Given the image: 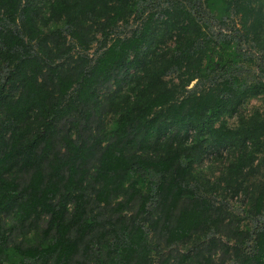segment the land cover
<instances>
[{"label": "trees", "instance_id": "trees-1", "mask_svg": "<svg viewBox=\"0 0 264 264\" xmlns=\"http://www.w3.org/2000/svg\"><path fill=\"white\" fill-rule=\"evenodd\" d=\"M134 2L0 0V264H264V113L223 119L264 94V69L214 75L233 63L216 45L241 35L264 66V0H222L239 28L216 58L191 0L145 6L117 34ZM221 149L232 158L199 182ZM219 187L245 191L251 227Z\"/></svg>", "mask_w": 264, "mask_h": 264}, {"label": "rangeland", "instance_id": "rangeland-1", "mask_svg": "<svg viewBox=\"0 0 264 264\" xmlns=\"http://www.w3.org/2000/svg\"><path fill=\"white\" fill-rule=\"evenodd\" d=\"M134 1V11L128 24H119L118 28L115 30L117 34H129L130 30L134 28L138 24V22L145 17V15H143V17L139 20L135 18L141 8L147 6V9L149 11L159 12L160 9L168 3V0ZM191 4L194 6L193 11L198 22L212 39V42L209 45L210 49H212V46H214L213 43H216L218 40L229 39L232 36L237 35V30L239 28L238 19L235 15L232 14L230 10L226 8L222 0H191ZM97 38L98 40L94 42L91 48L87 51L90 57H92L98 49L101 36L97 34ZM172 45L173 42L171 40H168L167 46L170 47ZM223 46L224 47L220 50V45H216L215 50H218V53L224 49L228 50L232 55L231 57L233 63L232 67H229L224 71H216L214 75L217 76V78H221L223 74H225V72L232 74L234 78H236L239 82H252L253 80L260 78V71L264 69V66L262 64L263 53L261 52V49L257 48L250 39H246V36L241 35L239 37V41L233 39L229 47H225V45ZM218 53L214 52V58H216ZM179 74V71L174 70L170 72L166 76V78L168 80L178 82ZM212 76L213 74L209 78H211ZM202 79L203 78L198 79V77L193 78L190 82V85L186 88L193 89L202 87ZM203 82L206 86L209 84V80H204ZM256 109L264 113V94L247 99L238 108L237 112L233 113L232 115H225L223 116V119L226 120L229 126H235L240 116L250 115ZM110 120L111 115L108 114L104 118V122L109 123ZM232 155L233 153L230 149H221L218 154L211 150H208L201 157V160L195 165V175L198 181L204 183L205 179L215 180L217 177H219L222 168L232 158ZM260 177L262 179V176ZM150 181L151 179L148 178V183H150ZM220 186L223 185L221 184ZM213 196H215L218 201L222 200L226 204L227 212L229 213V216L234 223H239V226L241 227L252 226V223L250 222L251 219L246 217L245 214L248 202L245 191L244 193L240 192L237 195H231L230 193L222 190V188L219 187L218 192L214 193ZM177 248L179 250H183L184 246L179 245ZM173 249H175V247H173ZM159 251L162 252L161 248H159ZM168 251L169 248L163 249L164 253ZM214 256L217 257L216 264H219L218 254ZM225 264H230V260H227Z\"/></svg>", "mask_w": 264, "mask_h": 264}]
</instances>
